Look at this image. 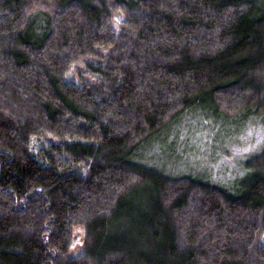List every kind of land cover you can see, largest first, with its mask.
<instances>
[{
    "label": "trees",
    "instance_id": "16d2710c",
    "mask_svg": "<svg viewBox=\"0 0 264 264\" xmlns=\"http://www.w3.org/2000/svg\"><path fill=\"white\" fill-rule=\"evenodd\" d=\"M186 117L264 119V0H0V264H264V148L213 180Z\"/></svg>",
    "mask_w": 264,
    "mask_h": 264
},
{
    "label": "rangeland",
    "instance_id": "374dc122",
    "mask_svg": "<svg viewBox=\"0 0 264 264\" xmlns=\"http://www.w3.org/2000/svg\"><path fill=\"white\" fill-rule=\"evenodd\" d=\"M207 119L196 118V121L193 118L186 117L180 124L179 128L175 129L176 134H180L176 141L181 143L179 145L180 149L183 147L182 145L186 143V141L192 143V147L195 148L194 153L196 154V158L199 159V162L208 167L206 171L210 170L213 180H225L229 173L239 172L235 169V166H237L235 165L237 164V161L241 160L242 162L245 157H248L264 148V119L258 120L256 123L249 122L246 127L243 126L242 128H240L242 125L240 123L236 124L235 126L217 123V125L220 124L219 129L217 128V125L208 123ZM210 124L213 126H210ZM224 126V130L226 132L222 133L224 131L221 128ZM214 130H217L220 133V137H217L216 143L211 141L212 137H215V134L213 133ZM229 132L234 135L232 138L225 135ZM167 140V135H164L161 136L157 142L165 145L168 143ZM157 145L158 144L150 145V147H148V149L143 153V156L147 157L148 159H155L159 153L160 158L167 161V158L171 157L170 153H167L166 148H163L162 151H158ZM210 149H213L212 152ZM180 156L186 165L192 166L191 163L195 164L197 162V160L193 161L187 156ZM186 159H188V161ZM183 165L184 164H179V166H176V169L178 170L180 168L179 171L184 170L185 168L182 167ZM233 165L234 168H232ZM82 246V233L75 234L74 241L71 245L70 254L76 255L82 249Z\"/></svg>",
    "mask_w": 264,
    "mask_h": 264
}]
</instances>
